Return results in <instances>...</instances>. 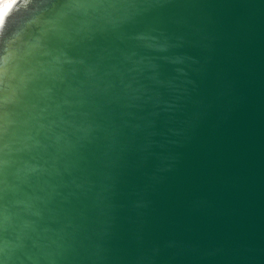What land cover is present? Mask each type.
Wrapping results in <instances>:
<instances>
[{
    "label": "water",
    "instance_id": "water-1",
    "mask_svg": "<svg viewBox=\"0 0 264 264\" xmlns=\"http://www.w3.org/2000/svg\"><path fill=\"white\" fill-rule=\"evenodd\" d=\"M0 10V264H264V0Z\"/></svg>",
    "mask_w": 264,
    "mask_h": 264
},
{
    "label": "bare ground",
    "instance_id": "bare-ground-1",
    "mask_svg": "<svg viewBox=\"0 0 264 264\" xmlns=\"http://www.w3.org/2000/svg\"><path fill=\"white\" fill-rule=\"evenodd\" d=\"M12 0H0V10Z\"/></svg>",
    "mask_w": 264,
    "mask_h": 264
},
{
    "label": "snow or ice",
    "instance_id": "snow-or-ice-1",
    "mask_svg": "<svg viewBox=\"0 0 264 264\" xmlns=\"http://www.w3.org/2000/svg\"><path fill=\"white\" fill-rule=\"evenodd\" d=\"M10 7H11V5H5L4 11H7Z\"/></svg>",
    "mask_w": 264,
    "mask_h": 264
}]
</instances>
